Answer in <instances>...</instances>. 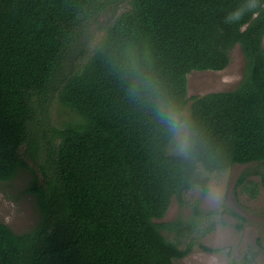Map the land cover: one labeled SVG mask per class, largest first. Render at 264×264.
I'll return each mask as SVG.
<instances>
[{
    "label": "trees",
    "instance_id": "obj_1",
    "mask_svg": "<svg viewBox=\"0 0 264 264\" xmlns=\"http://www.w3.org/2000/svg\"><path fill=\"white\" fill-rule=\"evenodd\" d=\"M235 44L237 86L188 97V72L224 68ZM137 75L156 90L130 91ZM52 90L69 119L35 170L26 158ZM157 93L188 117L190 159ZM248 162L264 165V0H0V182L29 169L36 213L20 232L0 220V264H173L191 243L164 230L189 234L206 213L196 202L189 222L165 221L171 198Z\"/></svg>",
    "mask_w": 264,
    "mask_h": 264
},
{
    "label": "rangeland",
    "instance_id": "obj_2",
    "mask_svg": "<svg viewBox=\"0 0 264 264\" xmlns=\"http://www.w3.org/2000/svg\"><path fill=\"white\" fill-rule=\"evenodd\" d=\"M128 7L129 3L123 2L117 12ZM108 16L109 13H104L99 15V18L105 21ZM102 32V29L94 28L93 36L89 40L90 45L96 43ZM244 66L245 58L240 45L235 44L230 50V60L224 68L193 69L188 72L187 96L235 88L241 79ZM65 69L66 66L63 70ZM41 103L44 110L38 112V146H35V152L26 158L35 170L40 168L45 152L50 149L53 138L51 127L69 119V112L59 103L56 90L47 91ZM31 137L36 140L33 130ZM25 146L26 142L22 144V147ZM261 173H264V165L248 162L235 163L224 171L208 174L209 177L220 180L224 186L220 216L233 240V264H264V184ZM242 174L244 179L239 182L238 178ZM31 177L29 169L21 168L11 180L0 182V220L17 232L29 229L35 222L33 195L24 191ZM196 186L185 191L181 198L173 196L161 218L165 221L180 219L187 223L194 218L193 208L196 202L206 213L200 217L195 229L189 234L181 236L176 230H164L169 238H179L182 247H186L188 242L191 243L187 254L175 259L173 264H202L203 257L212 251L204 249L203 245L209 246L216 223L195 191Z\"/></svg>",
    "mask_w": 264,
    "mask_h": 264
},
{
    "label": "clouds",
    "instance_id": "obj_3",
    "mask_svg": "<svg viewBox=\"0 0 264 264\" xmlns=\"http://www.w3.org/2000/svg\"><path fill=\"white\" fill-rule=\"evenodd\" d=\"M133 71L138 72L134 63ZM146 82L149 87H153V90H156V86L152 85L147 80V77L141 80L139 75H137L133 79L130 91L136 93L139 90L138 85L145 84ZM155 103L156 115L174 138L175 151L181 157L190 159L194 149V131L188 117L177 105L160 93H157ZM195 191L204 201L212 214L211 218L216 223L214 235L209 243L212 251L203 257L202 264H233V240L220 216L224 198L223 183L215 177H208L204 185L196 186Z\"/></svg>",
    "mask_w": 264,
    "mask_h": 264
}]
</instances>
